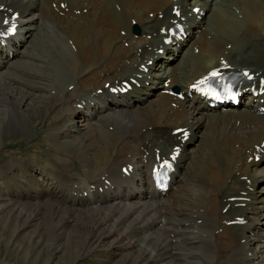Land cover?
<instances>
[{"label":"bare ground","instance_id":"bare-ground-1","mask_svg":"<svg viewBox=\"0 0 264 264\" xmlns=\"http://www.w3.org/2000/svg\"><path fill=\"white\" fill-rule=\"evenodd\" d=\"M51 1L55 2L0 0V3L17 9L28 20L20 23L17 34L8 36L0 48V104L4 105L0 109V144L4 133L13 135L27 132L29 125L49 118L51 114L56 116L58 123L49 129L57 148L64 150V155L79 159L89 178L85 186L71 178L65 180V187H62L61 181L67 176L64 174L66 172L62 169L60 172L59 169L52 171L53 174L49 173L50 168L47 165L43 167L45 163L42 161L37 164L43 163L41 170L44 172L38 173L47 175L50 180L52 177L54 182H49L50 187L45 188L43 186L47 185V181L36 179L39 186L31 187V181L26 176H13L16 175L13 166L15 162L22 166L23 161L25 165L32 161L28 158L18 160L11 156L9 161L0 165V175L10 172L13 176L2 182L11 190L7 189L9 192L0 197V210L10 216L23 218L24 223L19 229L27 226L32 214L36 215L35 211L45 210L51 214L49 221L57 230L60 223L66 226L68 221L56 222V214L60 209L66 212V208H69L71 211L66 213H70L69 216L75 213L72 220L76 229L79 223L83 225L82 228L88 227L85 233H78L79 239L84 242L87 236H91L90 242L96 244L103 235L112 238L105 248L119 245L117 241L120 238L127 239L125 246L129 250L131 246L137 249L133 257L134 264H147L148 261L153 264H264V221H261V227L257 225L258 218L239 227L225 224V220L234 215L248 213L256 216L264 213V207L260 208L262 204L234 207L229 199L230 195H241L238 191L247 188L245 180L238 179L235 171L248 173L247 165L256 164L253 160L248 162L246 156L259 151L255 147L258 141L254 142L253 138L264 136V116L255 110L246 109L240 113H210L208 120L200 119L198 115L195 122H188L181 117L185 110L183 102L176 101L174 96L167 93H157L156 98L160 95L157 100L151 99L149 106L137 111L133 109V112L128 103L131 94L127 91V98H115L104 87V81L111 82L119 77L124 79L123 75H131V72L126 73L127 68L147 58L152 59L147 71L150 73L155 60L162 57L153 50L154 46H162L163 50H170L172 54L174 52L168 64L177 58L181 51V40L175 42L176 46H171L170 42L163 44V34L159 30L168 23V17H173L168 10L170 0H62L69 8L77 1L86 4L87 10L80 15V20L66 19L50 12L48 4ZM58 1L55 3L57 9ZM232 2L236 4L234 8L240 18L235 19L234 9H228L233 14L229 18L216 7L214 23L222 33L207 39V29H199L192 42L197 52L192 49L187 51L180 69L173 68L164 74L163 77L168 75L170 82L177 83L185 93L192 78L218 64L220 58H225L234 69L242 62L246 64L242 67L249 65L258 75L264 72V0ZM35 10L37 15L34 17ZM157 10L164 16L158 18L155 15ZM148 11L153 14L151 18L147 15ZM131 18L141 32L150 33L149 38L142 34L133 36ZM186 22L189 33L199 26L200 20L192 15L190 19L186 17ZM225 32L227 34H223ZM230 36L239 39L241 44L238 50H235L237 45L232 44ZM43 37L45 40L42 41ZM123 41H127V44L123 45ZM226 42H230L231 47L225 50L223 43ZM148 45L150 49H147ZM234 52L245 53L249 58H242V55L237 59L232 58ZM57 64L62 70L50 73L51 66ZM159 76L152 73L150 84L144 88L134 86L133 91L137 92L135 99L141 101L147 98L150 89L157 85L154 79ZM145 79L146 74H143L141 83ZM57 82L61 83V87L56 88ZM98 87L101 88L100 92H96ZM8 88L17 94L19 103L11 98ZM39 89L48 90V94H36ZM138 89L145 90L140 94ZM170 100L176 101L179 108L171 107ZM189 101H192L188 104L191 114L198 112V108H205V103L197 97ZM16 103L22 108H32V114L27 116L23 109L17 108ZM260 104L256 103L255 109ZM74 111L76 116L81 117V123H76V126L69 123L73 120L71 115ZM225 113L226 117L218 116ZM11 114L16 117L15 125ZM211 120L215 122L214 125H209ZM171 122L179 123L170 129L186 124L188 127L198 124L195 126L198 128L202 123H207L209 132H219V135L214 137L208 134L205 140L207 152L200 160L195 161L193 157L188 163L192 167L184 163L180 147L175 169L171 172L172 178H169L168 188L162 193L152 186L149 168L157 153L156 147H160V154L168 152L171 144L182 146L179 134H171L166 129ZM229 124L232 128H235V124L239 127L234 131H230V128L221 130L227 129ZM78 125H82V129ZM247 126L244 132L243 127ZM240 131L246 135L239 134ZM59 134H64L65 138L61 137L60 142L57 140ZM80 138L90 141L91 148L83 146L81 140H78ZM234 143L237 148L233 147ZM211 150L214 152L210 156ZM128 163L132 165V170L126 175L120 171V166ZM36 166L32 164L31 168L35 170ZM201 166L206 168H202L196 175L194 170L198 171ZM195 178L198 179L199 187L189 190L186 183ZM230 178L232 180L228 182ZM249 180L253 184L257 179ZM175 181L178 183L173 185ZM14 190L16 194L13 196ZM49 193L57 199L49 196ZM27 200H31L32 204ZM63 201L71 207L63 205ZM222 206H226L223 211ZM84 222H88V225H84ZM219 227L220 230L215 232ZM252 229L253 233L259 235H254V238L247 236L246 232ZM69 239L75 240L73 236ZM248 250L250 253H247Z\"/></svg>","mask_w":264,"mask_h":264},{"label":"rangeland","instance_id":"rangeland-1","mask_svg":"<svg viewBox=\"0 0 264 264\" xmlns=\"http://www.w3.org/2000/svg\"><path fill=\"white\" fill-rule=\"evenodd\" d=\"M231 2H232V0H231ZM210 17H212L210 15V13L206 12V16H205V19H203V23L210 25L209 30H213L214 27L212 26V23L209 20ZM239 18H240V15H239ZM235 19H237L236 16H235ZM213 21H214V16H213ZM148 35L149 34H146V37H148ZM136 36H138V35H136ZM43 40H45L44 37H43L42 41ZM38 43H39V40H38ZM168 52L169 51H165L163 54L167 55ZM33 62H36V60H33ZM174 62L176 63V60ZM49 70H50V73H52V72L54 73L55 70H62V69L57 64V66H51V68ZM27 71H29L28 68H27ZM14 75H15V73H14ZM15 76L19 77L18 75H15ZM28 78H29V76L27 77V80H29ZM57 83L58 84L55 85L56 88L61 87V83L60 82H57ZM159 88H160L159 86H156L153 88V90H157ZM8 91L10 92L11 98H13V99L15 98V100L17 101V99H18L17 94L15 92H12L11 88H8ZM44 93L48 94V90L39 89L36 92V94H38V95L44 94ZM154 97H155V94H151L149 96V98H154ZM159 97H160V95L155 100H157ZM17 103H19V102L17 101ZM17 103L15 104L17 106V108L23 109L27 116L32 114V112H31L32 108H28L26 106H25V108H22L23 106L21 107ZM146 103H147V101L134 102L133 105L130 106V109L134 112V110L135 111L141 110V109L146 108L147 106H149L151 104V102H149L148 104H146ZM144 104H146V105L141 107ZM3 106L4 105L0 104V109L1 108L3 109ZM138 106H140V107H138ZM189 108H188V110H189ZM4 109H6V108H4ZM75 112L76 111H74L72 113L71 116H73V118H72L73 120H72V122H69V123L75 124V126H76L77 121L76 120L74 121V118L76 117L77 114ZM10 116H11V118H14V117H12V114ZM218 116L226 117L227 113H225L224 115H218ZM15 118L12 120L14 125L16 124ZM56 121H57L56 116L49 114V118H44L34 125H29V130L27 132L21 131L20 133H14L13 135L11 133H8V135L6 133H4V135L1 137L2 142L0 144V165H1V163H5L6 161H9L11 156L17 157L18 160L19 159L25 160L27 158L29 160H31L32 162L29 164L25 165V163L23 161L22 166H18L17 162H15V164L13 166V172L16 174L13 176H15V178H18L19 176H26L28 178V180L31 181V187H34L36 185L39 186L37 183L38 181L35 178H39L41 176H42V178H41L42 180L45 179V181H47V183L45 182L47 185L43 186L45 188L50 187L51 182H54L52 177H51V180H52L51 181L49 178H47V175H45V174L43 175L42 173H38V171H40V172L43 171L41 169L43 167H45V165H47L46 167L50 168V169H48L49 173H52V171H59V169H60V172H62L61 169L64 172H66L64 174H67V176L61 181L62 187H65L64 181L65 180L68 181L71 178L77 179L78 182H80L83 186H85L86 181L88 180L87 178H89L88 177L89 175L85 172V167L82 164V162L79 159H77V160L74 159V157H69L68 155H64V154H66V153H64V150H62L61 148H57L55 140L53 139V137H51L49 129H51L50 127L54 126ZM193 122H195V121H193ZM78 123H80V120H78ZM57 125H58V123L55 124V126H57ZM197 125L198 124H196L195 126H197ZM195 126H194V128H195ZM201 126H203V125H201ZM218 126H220V125H218ZM231 126L232 125L229 124L227 129L221 128V130L224 131V130H228V128H230V131H234V130H236L235 128L239 127L238 124H235V128H232ZM248 126L244 127L243 131L247 130L246 128H248ZM252 126H253V124H251V128H252ZM82 127H83L82 125L79 126L80 129H82ZM109 128H112V127H109ZM72 129L75 130V127H72ZM197 130L198 131H196L195 135L193 136L194 138L190 139V142H188L184 148V156L191 157L193 155L195 161L200 160L204 156V154L207 152L206 149L201 148V145L205 142L204 148L207 146V143L205 140H206L208 134H211L212 136H214L213 132L210 133L207 128L199 127V128H197ZM206 130H208V131L206 132ZM257 130H259V129H257ZM241 132L242 131H240L238 133L241 135H246V134L241 133ZM217 133H219V132H216L215 136L219 135V134L217 135ZM71 135H74V134L71 133ZM61 137L64 138V134H59V137H57L58 142L62 141ZM200 138L203 139L202 143L197 144L198 141H201ZM78 140H81L83 146H85L86 148H88V149L91 148L92 145H91L90 141L85 140L86 141L85 142L81 138ZM81 142H79V144ZM233 147L237 148L238 146L233 145ZM199 149H200V152L198 151ZM192 150H196L197 152L192 153ZM213 152H214V150L210 151V156L213 154ZM194 154H196V155L194 156ZM193 157H192V159H193ZM182 158H183V156H182ZM63 159H65V160H63ZM186 160H187V162L189 161L188 158H186L185 161ZM42 161H44V163H45V164L42 163L43 167L41 166L42 164L41 165L37 164V163H41ZM32 164L37 165L35 167L36 168L35 170L31 168ZM186 165L189 166L190 164L188 165V163H187ZM192 166L193 165H190V167H192ZM202 168H206V167L201 166L198 171L194 170L195 174L198 175V172ZM205 170H207V169H205ZM205 170H203V172ZM255 174L259 175L258 170ZM84 175H86V176L84 177ZM13 176H12V174H10V172L5 173L3 175H0V197L2 196L3 193L6 194L7 192H9L8 190H11L10 187H7L2 182H4V181L6 182L7 179H9ZM48 177H50V176L48 175ZM231 180L232 179L230 178L228 182H231ZM193 181H194V183H193ZM49 182H50V184H48ZM45 183L42 182V184H45ZM192 183H193V185H192L193 187L191 186ZM261 183H262V185H264V180H261ZM197 184H198L197 178L192 179L189 182V185L193 189L197 186ZM259 193H261V195L264 197V191H260ZM15 194H16V190L13 191L12 195L14 196ZM49 196L56 198V196L51 194V193H49ZM259 197L260 196L258 195V197L256 198L257 201L255 200L254 203H261L263 201V200H259ZM1 198H0V205H2ZM27 201H29L30 203L32 202L31 200H27ZM63 205H66V206L68 205L69 207H71L70 204L66 203L65 201H63ZM262 205L263 206L260 208L264 207V204H262ZM66 209H67L66 212L71 211L69 208H66ZM263 210H264V208H263ZM31 211H33V209H31ZM66 212L63 211V209H60L58 214H56V217H55L56 222L68 221V224L66 226H64L62 223L59 224V226L57 228V230H58V233H57L56 228L54 227L53 224L50 223L49 218H48L51 214H49L45 210H41L39 212L35 211L36 215L32 214L30 221L28 222L27 226L22 227L21 229H19L18 227L24 223L23 218H17V217H15V215L10 216V215H8L7 212L0 210V264H134L133 257H134L135 252L137 251V249H135L134 247L131 246L130 250H129V247L127 248L125 246L127 241H128L127 239L120 238L117 241V244H119V245H115L114 247L109 246L108 248H105V246L108 245L109 242L112 241V238H105L104 235L102 236V238H100L97 241L96 244H92L90 242L91 236L90 237L87 236L85 238L86 240L83 242V239H79V237L77 235L79 232H82V231L85 233L87 231L88 227L82 228L83 225L81 223H79V226H77V229H76V226L73 224V220H72V218H74V216H75V213H73V214L71 213V216H69L70 213H66ZM259 215H261V214L258 213L256 216H254L253 220H255L256 218H258V219L264 218V216H261L259 218L258 217ZM21 221H23V222H21ZM84 225H88V222H84ZM228 226H230V224H228ZM251 231H253V229ZM246 235L254 238L255 236H257L259 234L253 233V236H250L248 234V232H246ZM260 235H262V234H260ZM70 236H73V239L75 238V240L69 239ZM79 240H81V241H79ZM85 251H86V254H85ZM251 251H252V249H251ZM148 263L153 264L151 261H148L147 264Z\"/></svg>","mask_w":264,"mask_h":264},{"label":"snow or ice","instance_id":"snow-or-ice-1","mask_svg":"<svg viewBox=\"0 0 264 264\" xmlns=\"http://www.w3.org/2000/svg\"><path fill=\"white\" fill-rule=\"evenodd\" d=\"M5 23H8V21L6 20Z\"/></svg>","mask_w":264,"mask_h":264}]
</instances>
